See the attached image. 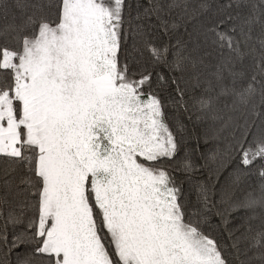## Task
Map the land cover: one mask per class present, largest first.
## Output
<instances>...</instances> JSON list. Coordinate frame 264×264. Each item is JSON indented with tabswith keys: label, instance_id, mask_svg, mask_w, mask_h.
Masks as SVG:
<instances>
[{
	"label": "snow or ice",
	"instance_id": "1",
	"mask_svg": "<svg viewBox=\"0 0 264 264\" xmlns=\"http://www.w3.org/2000/svg\"><path fill=\"white\" fill-rule=\"evenodd\" d=\"M0 264H264V0H0Z\"/></svg>",
	"mask_w": 264,
	"mask_h": 264
},
{
	"label": "trees",
	"instance_id": "2",
	"mask_svg": "<svg viewBox=\"0 0 264 264\" xmlns=\"http://www.w3.org/2000/svg\"><path fill=\"white\" fill-rule=\"evenodd\" d=\"M9 19H11V17H9ZM184 29L183 27L179 28L177 30V36L181 35L183 33ZM169 40L167 37H165L162 41H157V43H168ZM170 43L174 46L175 43H176V36H173ZM147 55V54H146ZM164 74L167 75V71L165 70L164 71ZM169 116L170 118L174 115V112L172 109H169ZM175 115H178L179 118L184 122V124L186 125V128H187V132H188V135H189V139L187 141V147L189 149H195L196 147V137L202 133L203 129L202 127L200 126V123L197 121L196 117H197V114L195 112V110L192 111L191 113V119L189 120L188 119V113H178V114H175ZM211 145H209L210 147ZM206 149L204 148L203 144L201 143V147L199 149V151H196L194 152L193 154V159L197 162V163H201L202 161H200L199 159V156H200V153L201 152H204ZM181 155H183V153H181ZM178 175V178L179 179H183V176L181 174H177ZM201 178H204V177H201ZM257 181V177L256 176H253L252 177V183L255 184ZM185 187H187V185H185Z\"/></svg>",
	"mask_w": 264,
	"mask_h": 264
}]
</instances>
